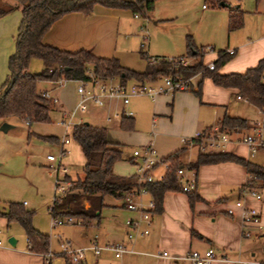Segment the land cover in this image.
<instances>
[{
  "label": "crops",
  "instance_id": "1",
  "mask_svg": "<svg viewBox=\"0 0 264 264\" xmlns=\"http://www.w3.org/2000/svg\"><path fill=\"white\" fill-rule=\"evenodd\" d=\"M159 1L161 0H156V2ZM202 5L201 10H207V7H202ZM133 19L135 17L128 9L109 8L94 4L88 14L68 12L57 18L42 35L41 42L70 52L86 49L95 56L115 58L121 66L141 72L146 63L139 54L140 50H143L137 27L140 28L141 25L134 22ZM228 49L233 51L232 57L217 69V73H241L264 57V31L255 36L248 35L240 42H228L224 51ZM145 53L151 57H166L168 54L167 52L165 54H150L148 49ZM213 60H204V56L202 58L204 64ZM198 81H200L199 87L197 86ZM105 82L116 84L119 83V80L109 78ZM130 83H134V81H127L125 84ZM52 86L51 82H38L37 88L43 89L53 96L57 87ZM197 88L199 97L194 93ZM95 90H97L96 87ZM54 97L56 102L54 107L52 106V110L57 108L59 112L64 111L61 110L63 104L58 102L55 95ZM142 100L145 101L144 105L139 104ZM247 104L250 105L237 96L234 88L216 86L209 78L200 80L199 74H197L190 78L187 90L166 92L154 98L131 97L126 106H122L118 100L113 99L105 100L101 107H95L87 102L86 110L90 111L87 114L89 120L77 116L84 123L105 127L108 140L120 145H125V138H130L133 142L132 145L137 147L151 139L159 158H164L183 147L184 149L179 154V161L182 164L192 161L198 152L193 146L195 144L188 142L187 146L183 140L189 141L197 131L217 126V121L223 115L244 118L248 121L249 127L228 132L229 141L225 143L222 151L233 153L264 167V127L259 126L263 120L259 122L258 119L245 118L243 113H245ZM263 109L259 111L263 112ZM93 110L97 111L93 112ZM123 110L131 112L128 118L131 127L127 130L120 128L119 113ZM142 113L146 115L148 126L141 127L138 122ZM135 117L138 118L135 120ZM11 118L13 117L0 120V125L8 124L6 130L0 129V132H5L12 127L14 121ZM29 125L27 124V126ZM64 134L67 137V142L63 145L66 153L62 162L67 166V176L73 180L81 178L82 171H75L73 174L72 167H82L84 157L78 144L70 137V127L62 128L60 137L53 135L57 137V143L43 139L37 142L36 138L42 136L33 132L27 134V140H31L32 145L39 143L41 146H45L47 154H52L51 147L57 148V153L59 142ZM244 135H255L261 141V146L254 152H250L248 146L240 141ZM187 151H190V154L185 158L184 153ZM214 151L219 150L214 149L209 152ZM44 163L45 166L49 165L46 159ZM159 167L161 166H157L153 170L155 177L164 172L163 168L159 170ZM112 172L128 176L135 172V167L132 172L124 174L113 164ZM193 176L195 179L193 191L200 200L195 201L190 208L184 193L165 192L162 196L161 210L152 215L150 230L146 236L136 238L131 242L127 241L124 220L132 214L123 209L120 203L119 207L126 214L123 222L111 220L105 226L102 224L103 228L89 237L81 232L79 239L62 237V234H57V244L63 241L72 248L86 247L81 260L84 264H189L183 259L187 251H203L208 247H212L215 253V260L212 264H264V184L253 183L260 194L259 200L250 196L243 197L242 192L244 184L248 180V174L244 167L233 162L200 165L196 170H193ZM238 199L242 200L245 207H252L258 212L263 227L262 232L258 235L261 242L256 243L252 238L242 237V227L238 216L240 208L233 205L234 201ZM49 206H47L48 214ZM227 208L232 209L235 215H227L225 213ZM5 209L4 206L0 207V210ZM32 225L36 230L42 232L34 222ZM100 225L99 219L94 226L96 228ZM8 226L6 220L0 217V229ZM191 231L200 237L191 236ZM8 237L15 236L7 235L6 239ZM14 240V246H10L0 236V264H42L44 262L43 255L28 250L24 234L21 240L18 238ZM92 240H95L98 245L121 242L131 251L122 253L120 258H115L108 250H102L98 255H95L91 249L87 248ZM161 251H165L166 256L156 255ZM53 253L55 254L50 259V264H64V258L59 254V246Z\"/></svg>",
  "mask_w": 264,
  "mask_h": 264
},
{
  "label": "trees",
  "instance_id": "2",
  "mask_svg": "<svg viewBox=\"0 0 264 264\" xmlns=\"http://www.w3.org/2000/svg\"><path fill=\"white\" fill-rule=\"evenodd\" d=\"M14 4H0V17L13 9H19L20 19L14 37V50L7 58V73L0 85V120L15 117L21 121L48 122L52 107L49 99L41 96L38 82H55L64 80H87L86 71L101 79L117 78L120 84L127 81L137 83H153L165 76L191 78L199 74L200 80L209 78L216 85L234 88L237 96L258 110L264 106V57L254 66L246 68L241 73L219 74L217 69L228 61L232 54L224 50L216 53L212 61L214 69L207 70L202 62L204 51L197 49L189 35L185 37V57L196 58L184 66L173 64L166 57L154 56L158 61L150 63L144 51L139 52L145 59V67L137 72L121 66L115 58H104L93 55L86 49L65 51L41 42L42 35L60 16L68 12L90 13L94 4L109 8L128 9L132 14L147 18L155 0H13ZM211 7H223L227 10V29L232 31L242 26L243 11L238 5L229 6L225 0H204ZM206 7V6H205ZM183 57V56H177ZM31 58L39 59L43 67L39 72L28 71ZM176 58V57H171ZM200 81L197 86L199 87ZM199 97V90L194 91ZM120 128L130 129L129 117L120 116ZM217 126L220 131L230 132L246 129L249 123L246 119L223 115ZM70 137L78 144L84 157L81 167L82 177L70 180L67 175L62 180L72 183L62 194L57 195L49 206L50 217L70 216L79 226H87L98 221L100 210L104 206L105 196L121 199L122 193L133 186L132 175L123 176L112 172V165L121 158L122 145L111 142L107 138L106 128L81 122L70 127ZM48 142H58L55 136L40 137ZM197 144L196 139L189 141ZM261 146V145H260ZM184 148L174 151L163 158L168 162L161 180L146 183L151 197L155 202L157 213L161 210L162 196L167 191L182 192L176 184L175 170L185 166L196 170L204 164L233 162L244 167L250 183L264 184V167L230 152L198 151L192 161L182 164L179 154ZM129 162L130 158H129ZM187 197L190 208L200 198L194 191L182 192ZM32 211L23 207L19 202H8L5 210H0V217L6 220L7 226L16 222L23 231L28 250L36 254H44L48 249V236L36 230L32 225ZM191 236L200 237L191 231ZM64 264H84L82 261L71 262L66 257ZM42 264H50V260Z\"/></svg>",
  "mask_w": 264,
  "mask_h": 264
},
{
  "label": "rangeland",
  "instance_id": "3",
  "mask_svg": "<svg viewBox=\"0 0 264 264\" xmlns=\"http://www.w3.org/2000/svg\"><path fill=\"white\" fill-rule=\"evenodd\" d=\"M225 2L229 6L238 5L243 11V22L240 28L228 31L226 8L211 7L204 0H161L159 2L155 0L151 11L147 14V18L137 15L138 17L133 19L134 22L142 26L137 27L142 43L141 49L145 52L148 49L150 54H165L167 52L166 58L176 57L177 55L185 56V37L189 35L193 45L204 51V60H213L217 51L224 50L228 42H240L248 35L255 36L264 31V0H225ZM0 4L13 5L14 1L0 0ZM202 4L207 7V10H201ZM19 19V9H13L0 17V85L7 73V58L14 50V37ZM143 36H145V40H143ZM186 58L189 63L196 60V58L188 56ZM42 67L43 64L39 59L31 58L29 60V72H39ZM52 85V87H57L53 92V96L55 95L58 102L63 104L61 110L68 111L72 109L77 97L75 93L77 82L66 80L60 86ZM38 89L43 91V89ZM49 104L54 107L51 100H49ZM139 104L144 105L145 101L142 100ZM245 108V113H243L245 118L249 120L258 119L259 122L263 120L264 127V106L262 108L263 112L248 104ZM89 112V110H85L77 115L86 120ZM60 113L57 108L56 110L53 109L49 112L48 122H32L29 126L20 119L13 117L11 118L14 121L12 127L5 132H0V207H7L8 202L23 203L25 209L33 212L32 222L37 225V228L43 234L48 236L49 249L53 252L58 247L57 234H62V237L79 239L80 233L83 232L89 237L101 230L103 225L105 226L111 220L123 222L126 215L119 207L120 199L106 196L103 199L104 206L100 210L101 225L99 227L95 228L96 221H94L89 226L64 224L51 228V217L47 213V206L50 205L54 190L53 178L48 175V164L45 166L44 163L48 151L44 148L45 146L43 147L39 143L32 145L31 140H27V134L33 132L40 136L57 135L60 137L62 128L56 125V121L61 117ZM136 118L138 117H135V120ZM138 122L141 127L149 125L146 123L147 119L144 113H142ZM207 130H210V128H207ZM34 138L36 137L34 136ZM36 139L37 142L41 141L40 137ZM124 140L125 145L120 147L121 158L115 161L114 165L120 172L127 174L134 170L128 158L137 146L132 145L133 142L130 138ZM193 146L197 151L202 152L214 150L205 143ZM51 148L52 154H55L57 148ZM189 154L190 151L185 152L184 157L187 158ZM72 168L74 169L73 174L75 171L79 172L81 170V167L74 166ZM159 170H162V167H159ZM70 180H73V178ZM71 184L68 182L65 185L68 188ZM0 232V236L5 243L7 235L13 234L15 236L13 238L19 240L23 238L22 228L16 222L10 223L7 228L0 229ZM250 238L256 243L261 242L259 236Z\"/></svg>",
  "mask_w": 264,
  "mask_h": 264
},
{
  "label": "built area",
  "instance_id": "4",
  "mask_svg": "<svg viewBox=\"0 0 264 264\" xmlns=\"http://www.w3.org/2000/svg\"><path fill=\"white\" fill-rule=\"evenodd\" d=\"M202 7H205L202 5ZM136 18L137 14H133ZM145 40V36H143ZM227 54H232L233 51L225 50ZM150 63L156 62L159 58H148ZM172 60L173 64H180L182 66L188 64V60L185 56L168 58ZM207 70H213L214 66L212 62H208L205 65ZM87 80H75L76 85V102L72 109L68 111H62L61 117L56 121V125L67 129L74 124L82 122L81 118L77 116L78 113L86 110L87 102H90L95 107H101L104 105L105 100H118L122 106H126L131 97L147 96L154 98L162 93H172L174 91H183L189 88L190 78H182L180 76L170 77L165 76L153 83H130V84H108L105 82L107 79H101L94 75L91 69L86 71ZM66 80L59 79L55 82H51L57 86L62 85ZM95 87L97 90H95ZM41 96L48 98L52 103L56 102V98L51 96L47 91H41ZM130 111H122L119 116H130ZM26 125L27 121L24 122ZM259 126H263L261 122ZM210 130L203 129L197 131L192 139H196L197 144H207L211 148L222 151L225 143L229 141L228 132L220 131L218 126L209 127ZM190 141V140H189ZM188 140H183L186 144ZM240 141L245 143L250 152H254L261 145V141L255 135H244L240 138ZM67 142V137L64 134L63 138L59 142V150L56 154H46L45 159L49 163L47 166L48 175L53 178V195L51 202L57 195L62 194L66 189L68 182L62 180L64 175H67V166L62 162L63 156L66 153L63 145ZM190 143V142H189ZM202 152V151H201ZM208 152V151H205ZM130 161L135 167V172L132 174L133 186L122 193L121 204L123 209L132 215L125 218V237L127 241L131 242L136 238L146 236L149 233L152 215L155 213V202L151 197L148 189L145 187L146 183H154L161 180L163 173L158 177L153 175V170L157 166H161L165 170L168 166V162L163 161V158H159L157 151L152 143V140H148L145 144L132 150ZM176 184L179 186L182 192L193 191L195 187V179L193 176V170L188 169L185 166L176 168L175 170ZM242 196H250L256 200L260 199V194L256 186L250 183L248 180L244 184ZM51 205V203H50ZM233 205L240 208L238 214L240 218V225L242 227L241 235L244 238H250L258 236L263 227L259 220L258 212L252 207H245L242 200L238 199L234 201ZM50 208V207H49ZM225 213L229 216H234L232 209L227 208ZM64 224L79 225L78 221L70 216L66 217H51L50 226H61ZM29 248V244H27ZM59 254L66 257L69 261H81L83 258L84 250L86 247H70L66 242L60 241ZM92 250L95 255H98L102 250L110 251L115 258H120L122 253L131 251L125 244L121 242L105 243L98 245L95 240H92L87 247ZM55 253L50 249L42 254L44 261L50 260ZM156 255L166 256L165 251L158 252ZM183 259L189 264H212L215 260V253L212 247H208L203 251L189 250L187 251Z\"/></svg>",
  "mask_w": 264,
  "mask_h": 264
},
{
  "label": "water",
  "instance_id": "5",
  "mask_svg": "<svg viewBox=\"0 0 264 264\" xmlns=\"http://www.w3.org/2000/svg\"><path fill=\"white\" fill-rule=\"evenodd\" d=\"M7 127H8V124H6V123H2V124L0 125V129H1L2 131L6 130ZM6 242H7L10 246H14L15 240H14L13 237H8V238L6 239ZM263 250H264V248H263Z\"/></svg>",
  "mask_w": 264,
  "mask_h": 264
}]
</instances>
